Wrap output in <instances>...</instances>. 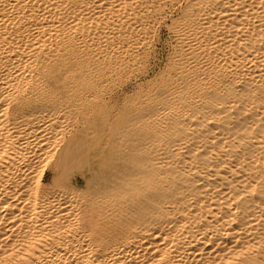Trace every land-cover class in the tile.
Listing matches in <instances>:
<instances>
[{
    "label": "bare ground",
    "instance_id": "obj_1",
    "mask_svg": "<svg viewBox=\"0 0 264 264\" xmlns=\"http://www.w3.org/2000/svg\"><path fill=\"white\" fill-rule=\"evenodd\" d=\"M87 1L72 5L66 0L72 15L59 21L44 17L46 0H0V264H264V0H179L185 1L177 16L182 20L168 22L167 29L176 28L179 57L140 106L139 120L149 134V146L139 156L123 158L113 175L120 181L110 207L114 218L102 236L96 234L85 195L66 187L54 190L56 172L52 186L44 181L40 164L54 143L59 111L53 105H29L25 97L28 88H48L46 77L53 67L41 58L46 42L55 40L56 46L64 47V38L57 39L64 35L62 29L77 33L90 29L83 22L87 14L91 16ZM106 1L100 0L99 7ZM118 1L117 10L125 3L143 5L141 13L132 12L134 20L163 0ZM150 1L158 5H149ZM114 9L107 12L120 13ZM123 20L115 24L121 39L115 47L117 55L129 59L130 48L122 42ZM139 24L145 30L146 25ZM70 33L66 47L76 56L78 40L72 41ZM90 49L84 48L86 56L80 59L78 55L74 61L62 60L66 65L61 77L72 96H93L125 67L120 56L115 60V54L113 60ZM67 153L60 155L59 164ZM133 162L137 170H129ZM101 177L97 171L91 173L93 179Z\"/></svg>",
    "mask_w": 264,
    "mask_h": 264
},
{
    "label": "rangeland",
    "instance_id": "obj_2",
    "mask_svg": "<svg viewBox=\"0 0 264 264\" xmlns=\"http://www.w3.org/2000/svg\"><path fill=\"white\" fill-rule=\"evenodd\" d=\"M61 1L62 0H54V1L53 0L52 1L46 0L45 3L51 8H49L44 3L43 7H45V9L47 10V11L45 10L44 17L50 19V17L54 16L53 18H57L59 21H65V19L67 17H70L72 14L70 15L69 12H71L72 5H73V3H75L74 1H77V0H74V1L73 0H67L69 3H72V5L68 4V2H66V0H63L62 3H61ZM85 1H87V0H85ZM107 1L101 2L102 4L100 7L98 5V4H100L99 3L100 0H95V1L89 0V2L88 1L86 2L87 3L86 7L89 8V10L91 12L96 10V11H94L93 14L89 11L90 15L91 16L93 15L92 17L90 16V18L93 19L95 17V19H93L94 21L89 18V14H87L88 16L85 14L88 19L84 20L83 22H85L84 24H86V26H88L87 25L88 23L90 24L91 30L89 29L88 30L89 32L88 31H82V32L77 33L76 31L66 30L68 32L67 33L65 31V28H64L62 30L65 32L64 35L66 34L65 37H61L62 34L60 33L59 38H57V39H59V41H61L64 38L63 42L61 43L62 45H64V47L61 45L59 46L58 44L56 46L54 43L55 40L52 42L49 41L50 43L47 41L46 43L49 46L46 45V43H45L46 46H44V50L42 52L43 57L41 56V58H42V60L45 59L46 63H49L50 69L53 67L51 70L49 69L50 71H53V73L46 77V80L49 78L47 80L48 88L45 87V88H42V90H34V89L28 88L26 90V94H25V97L28 98L27 101L29 102V105H32V106L39 105V104L53 105L57 109V111H59L60 121L57 122L59 125L58 124L55 125L56 126L55 128H57L56 135H58V136L55 135L56 137L54 136L52 139V142H54V143L53 144L51 143L50 147L48 148L47 152L49 155L46 153V156L44 155V157H43L42 163L45 162L44 160H46V162L44 163V165L40 164V167H41L40 169H45V180L44 181L46 183H48L50 186H52L50 179L53 178V175L56 172V174H58V175H57V181H56V185H55L56 188L53 187L54 190H57V192H58L60 188L66 187L68 192H70L73 189L74 191L78 192V193L76 192L77 194L81 195V193H82L83 195H85L88 198V200L90 201L91 208H92L93 213H94V219L96 220V222L94 221L93 225H94L96 234L98 236H102V235L106 234V232H107L106 230H108L109 226L111 225V219L114 218L113 213L110 210L111 209L110 207L116 198L115 197V185L116 184L118 185L120 181L119 180L117 181L113 175L116 173V170L119 167H121L123 158L129 159L128 155H132V154L139 156L142 154L141 152L143 150H145L146 147L149 146V139H148L149 134L147 136V133H146L145 129L142 128V123L139 120V114L141 115L140 106L142 105V102L146 99V97L151 95L154 92V90L159 86L161 81L166 78V76L168 75V73L171 71L172 67L176 63V61H177L176 58L179 57L178 52L180 51L179 48H181V44L179 43L178 34H177V32H175L176 28L172 29L173 32H172L171 28H170L171 31H167V29H169L170 21L174 22L176 19L177 20L176 24H178L180 22V20H182L181 16L180 17H177V16H179L181 14L183 8L185 7V4H184L185 1L171 0V2L169 1L170 4L168 6V3H169L168 0H163L160 2L158 7H155V9L152 8L153 11H151L149 14H147V15L145 13H143L142 15L139 14L137 16L138 18L136 17L133 20L132 12L133 13H135V12L141 13V11H144V7L142 8L143 5L138 6L136 3L131 4V5L130 4L127 5L125 3L124 8H122L123 5H121L120 8L117 10V8L119 6L117 3L118 2L120 3V1L117 0V3H116V0H112V1L110 0L108 2L109 4L107 3ZM151 1H150L149 5H152L153 3H154L153 6L155 4L158 5V3H156L157 1H153V3ZM178 1L180 4L178 3ZM51 2H52V4H50ZM56 2H58V3H56ZM111 2H114V3H111ZM162 2L164 5L162 4ZM174 2H176V4ZM60 4H65L66 8H64V6L63 5L61 6ZM89 4H91V5H89ZM161 4L165 7H162ZM54 5H56V6H54ZM57 5H59V6H57ZM104 5L105 6L109 5V7L108 6L105 7ZM126 5L128 7L129 6H132V7L127 8ZM157 5H155V6H157ZM52 6H54L55 8L58 7L59 11L57 10V8L55 10V8ZM114 6L116 9H114ZM166 6L169 9L171 7L172 8L170 10L168 9V11H167ZM46 7H48V8H46ZM69 7H71V8H69ZM52 8H54V10H52ZM98 8H100L99 11H98ZM132 8H134V9H132ZM107 9L111 10V11H113L112 9H114V11L116 10V11H118V13L120 12L119 14H117L120 17L117 16L116 14H113V13L110 14L109 12H107ZM123 9H124V11L122 12ZM65 10L66 11L70 10V11H67V13H66ZM100 10L102 11V13H100L101 12ZM136 10H138V11H136ZM121 12L123 15H120ZM98 13H100V14H98ZM45 14H47V16H45ZM77 14H78V8H77ZM107 14H109L111 16H108ZM85 15L83 14L82 19H84ZM125 15L127 17L123 18ZM128 16H130V17L128 18ZM98 17H99V19H98ZM158 17H159V19H156ZM106 18H107L108 22L106 20H104ZM141 18H142V20H140ZM163 18H164V20H163ZM89 19L91 20V22ZM115 19L117 21H115ZM123 19H126V20H123ZM146 19H148V20H146ZM95 20L97 23L95 22ZM121 20H123L122 26H124V27L121 26L122 27L121 30H125V32H123L122 42L125 40L126 43L125 42L124 43L127 44V46H129V48H130V49H128L129 52L126 54V55H128L129 59L127 58V56H124L122 54H121L122 56H120L119 54L117 55V53H116L118 50L116 49L115 45L117 46V44L119 42H121V39L119 37L118 32H115L116 29L119 28V25H117L118 26L117 27L115 24H120L119 22ZM150 20L152 21V24H151ZM158 20H160V21H158ZM126 22L128 24H126ZM141 22L146 25V26L144 25L145 30L140 29L139 23H141ZM112 23H113V26H111ZM135 23H136V25H135ZM124 24L126 25L127 29L125 28ZM129 24H131V25L129 26ZM150 24L153 27L149 26ZM155 24H156V26H154ZM111 27H112V29H111ZM170 27H171V25H170ZM98 28L100 29L99 32H98ZM135 29H137V30H135ZM94 30H96V31L93 33ZM108 30H109V32H108ZM126 30H127V33H129V31H130L131 34L127 35ZM90 31H91V33H90ZM103 31L106 33H103ZM148 31H150V34ZM97 32L100 34H98ZM69 33L71 34L70 36H72V38H71L72 41L75 42L78 40L77 41L78 43L75 42V45H76L75 47L76 48L78 47L77 51L79 52L78 53L79 56L78 55L75 56L74 55L75 53L73 54L72 50H70L68 47H66V39L65 38H67V35ZM73 33H76V34L74 35ZM95 33H97V34H95ZM107 33L109 36L110 35L112 36L113 40L111 39V36L108 37ZM104 34H106V35H104ZM138 34H139V37H138ZM144 34L147 36H145ZM64 35H62V36H64ZM99 35H100V37H102L101 39H100V37H98ZM103 35L105 37L107 36L108 40H107V38L105 39ZM116 35H118V36H116ZM89 36H92V38ZM78 37H79V39H77ZM133 37H137V38L135 39ZM151 37H153V39H150ZM60 38H62V39H60ZM90 39H91V41H89ZM97 39L98 40L100 39L99 42ZM109 39L111 40V42H113L114 40L115 41L113 43H111L109 41ZM85 40H86V42H85ZM127 40H128V42H127ZM142 40H144V42ZM64 41H65V43H64ZM136 41H138V42H136ZM129 42H131V43L134 42V45H136V47L132 46L133 43L131 45ZM139 42L141 43L139 45L140 47L137 46L139 44ZM80 43H82V44L80 45ZM173 44H174V46H173ZM89 45L91 48L90 50L93 49L96 51L98 49V51H100V52L96 51L97 55L99 53H102V54H99V56H101V57L102 56L106 57V58L111 57V59H113V60H114V57L116 60V56H118L117 58L121 57L120 59L121 60L123 59V63L125 66L124 68L122 66L121 69H124V71L120 69L119 73H117L109 81L104 83V87L101 90L97 91L95 94H93V96H92V94L89 95L88 93H85L86 95L84 93H80V94L73 93L74 95L72 96V94L70 95L69 92H68L69 94L67 93V91L65 89V82L66 81H64L61 77L62 72L64 71V68L66 65V61H62V60L68 59L69 61L70 60L74 61V60H76L77 56H78L77 59H80L81 56L85 57L86 56L85 50H89ZM47 46L49 49L46 48ZM54 46H56L55 48H57V50L54 48ZM112 46H114V47H112ZM61 47L63 49H61ZM86 47H88V48H86ZM102 47H103V49H102ZM84 48H85V50H84ZM174 48H175V50H174ZM51 49H52V52H51ZM53 49H55L56 51ZM65 49H66L67 53H65V55H64L63 51H65ZM68 50H69V52H68ZM109 50H111V51L109 52ZM54 51L55 52L58 51V52H60V53L62 52V53H61V55L58 52L55 54ZM49 52L52 55L49 54ZM70 52H72V53H70ZM129 53L131 54V56ZM49 55H50V57H49ZM67 55H68V57L69 56L70 57L67 58ZM172 55H174V56H172ZM52 56H54V58ZM58 56H59V58H58ZM112 56H114V57H112ZM136 56L137 57L140 56L139 57L140 59L137 58ZM55 59H56V61H55ZM132 59H134V62ZM47 60H49V61L47 62ZM138 61H139V63H138ZM53 63L55 64V66ZM137 64H138V66H137ZM172 64H173V66H172ZM136 66H137V68H136ZM126 67H127V69H126ZM149 67H150V69H149ZM134 69L136 72L134 71ZM53 75H54V79H53ZM128 80H129V82H128ZM33 91H35V92H33ZM107 91L109 92V94L107 93ZM66 93L69 97L66 95ZM27 94H29V95H27ZM105 94H107V95H105ZM33 95H34V98H33ZM48 96H50V97H48ZM103 96H104V98H103ZM64 97L68 98L69 100L65 99ZM138 97H139V99H138ZM60 98H61V100H60ZM100 98H102V99H100ZM74 101L75 102L80 101V102L75 103ZM37 102L39 104H37ZM81 103H84V104H82V106H81ZM130 103H132V104H130ZM133 104H135V105H133ZM80 106L82 107V109ZM130 106H132L133 108ZM65 108H67L68 111ZM69 110H71V111L69 112ZM125 112H127V113H125ZM77 113H78V115H77ZM61 117H63V121L61 120L62 119ZM73 119H75V120L73 121ZM64 120L66 122H64ZM64 124H66V125H64ZM139 128H140V130H139ZM58 130H60V131H58ZM62 131H63V133H62ZM67 131H68V133H67ZM138 135H141L142 137L138 136ZM62 136H64V137H62ZM57 137H58V141H57ZM54 139H56V140L54 141ZM135 140H136V142H135ZM57 143H59V144H57ZM66 143H68V144L70 143V144L68 145ZM118 144H119V147H118ZM146 145H148V146H146ZM56 146H58V147H56ZM65 146H67V147H65ZM139 148H141V150ZM142 148H144V149H142ZM52 149H53V151H52ZM50 150L52 151V153ZM64 150L66 152H68L67 157L64 161H61V163L59 164L57 160L60 157V155H62V153L65 152ZM86 150H87V152H86ZM127 150H129V151H127ZM130 150H132L133 152ZM49 157H51V158H49ZM133 163H132V165L128 166L129 170H132V169L137 170V164H135V163L133 164ZM95 171L99 172L102 175L101 179L100 178H98V179L91 178V173L95 172ZM84 175L86 177H84ZM109 190H110V192H109ZM103 191H105V192H103ZM86 192H87V194H86ZM100 193H101V195H100ZM88 194L91 197H89ZM96 196H99V197H97L98 198L97 200L95 199ZM109 196H110V198H109ZM91 199L92 200L94 199V200L92 201ZM100 202L103 204H101ZM98 205H100V206H98ZM100 214H102V215H100ZM100 221H101V223H100Z\"/></svg>",
    "mask_w": 264,
    "mask_h": 264
}]
</instances>
